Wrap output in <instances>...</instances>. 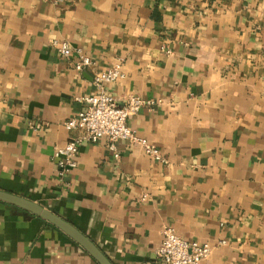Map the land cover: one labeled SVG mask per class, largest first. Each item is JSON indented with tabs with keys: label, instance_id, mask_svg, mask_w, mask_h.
Segmentation results:
<instances>
[{
	"label": "crops",
	"instance_id": "1",
	"mask_svg": "<svg viewBox=\"0 0 264 264\" xmlns=\"http://www.w3.org/2000/svg\"><path fill=\"white\" fill-rule=\"evenodd\" d=\"M53 40L89 56L82 72ZM127 123L167 163L128 140L84 141L59 177L55 147L80 134L95 72ZM0 190L58 214L113 264H159L162 229L208 242L200 264H264V0H0ZM0 264H98L46 220L0 200Z\"/></svg>",
	"mask_w": 264,
	"mask_h": 264
},
{
	"label": "built area",
	"instance_id": "2",
	"mask_svg": "<svg viewBox=\"0 0 264 264\" xmlns=\"http://www.w3.org/2000/svg\"><path fill=\"white\" fill-rule=\"evenodd\" d=\"M52 45L65 59L71 58L73 52L76 53L74 68L78 72L93 65L89 56L73 47L68 41L53 40ZM124 77L125 72L121 63L95 72L93 76L95 92L83 99L86 107L64 122L68 131L77 129L80 134L70 137L63 145L55 147L52 154L59 177H64L78 166V152L82 142H96L103 137L107 139L108 149L113 152L114 158L119 157L116 142L125 139L140 145L154 160L161 163L168 162L155 145L138 136L127 123L129 117L135 115L142 107L152 106L156 101L130 95L126 102L120 105L113 96L106 92L107 83ZM211 250L210 243L186 240L173 227L166 226L162 229V240L155 250V255L159 264H200L209 256Z\"/></svg>",
	"mask_w": 264,
	"mask_h": 264
},
{
	"label": "water",
	"instance_id": "3",
	"mask_svg": "<svg viewBox=\"0 0 264 264\" xmlns=\"http://www.w3.org/2000/svg\"><path fill=\"white\" fill-rule=\"evenodd\" d=\"M0 200L25 209L31 214L51 223L68 235L76 243H78L82 248H84L97 261L98 264H113L92 240H90L73 224L58 214L52 212L48 208L43 207L35 201L4 190H0Z\"/></svg>",
	"mask_w": 264,
	"mask_h": 264
}]
</instances>
